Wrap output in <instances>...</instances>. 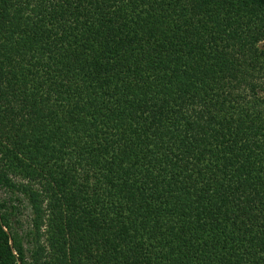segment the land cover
<instances>
[{
	"label": "trees",
	"instance_id": "obj_1",
	"mask_svg": "<svg viewBox=\"0 0 264 264\" xmlns=\"http://www.w3.org/2000/svg\"><path fill=\"white\" fill-rule=\"evenodd\" d=\"M0 183V264H264V0H0Z\"/></svg>",
	"mask_w": 264,
	"mask_h": 264
},
{
	"label": "rangeland",
	"instance_id": "obj_2",
	"mask_svg": "<svg viewBox=\"0 0 264 264\" xmlns=\"http://www.w3.org/2000/svg\"><path fill=\"white\" fill-rule=\"evenodd\" d=\"M0 212L6 218L11 232L21 241L28 261L35 244L33 211L23 193L0 183Z\"/></svg>",
	"mask_w": 264,
	"mask_h": 264
}]
</instances>
